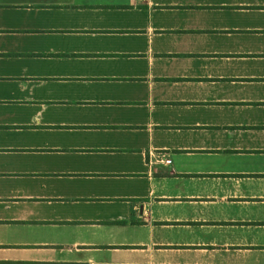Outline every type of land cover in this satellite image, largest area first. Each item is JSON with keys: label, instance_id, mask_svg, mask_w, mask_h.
Listing matches in <instances>:
<instances>
[{"label": "crops", "instance_id": "obj_1", "mask_svg": "<svg viewBox=\"0 0 264 264\" xmlns=\"http://www.w3.org/2000/svg\"><path fill=\"white\" fill-rule=\"evenodd\" d=\"M0 264H264V0H0Z\"/></svg>", "mask_w": 264, "mask_h": 264}, {"label": "built area", "instance_id": "obj_2", "mask_svg": "<svg viewBox=\"0 0 264 264\" xmlns=\"http://www.w3.org/2000/svg\"><path fill=\"white\" fill-rule=\"evenodd\" d=\"M165 162H166V163H169V162H170V159H165Z\"/></svg>", "mask_w": 264, "mask_h": 264}]
</instances>
